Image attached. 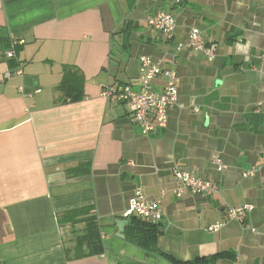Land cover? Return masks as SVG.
Here are the masks:
<instances>
[{
    "label": "crops",
    "instance_id": "obj_1",
    "mask_svg": "<svg viewBox=\"0 0 264 264\" xmlns=\"http://www.w3.org/2000/svg\"><path fill=\"white\" fill-rule=\"evenodd\" d=\"M157 11L173 15L170 36L147 24ZM193 27L212 60L178 49ZM141 55L177 79L167 124L150 134L125 101L102 94L117 84L139 91ZM151 86L161 92L164 78ZM263 149L264 0H0V264H170L125 238L135 190L160 201L165 252L188 260L231 250L215 264H264ZM174 167L218 191L177 196ZM244 205L253 209L242 222L208 229ZM83 207L96 218L99 251L83 238L84 221L60 220ZM117 219L127 221L124 237Z\"/></svg>",
    "mask_w": 264,
    "mask_h": 264
},
{
    "label": "built area",
    "instance_id": "obj_2",
    "mask_svg": "<svg viewBox=\"0 0 264 264\" xmlns=\"http://www.w3.org/2000/svg\"><path fill=\"white\" fill-rule=\"evenodd\" d=\"M147 24L170 36L175 27V19L171 13L157 11L155 14L147 17ZM191 48L203 52L209 60L214 57V49L206 45L201 31L198 28H191L188 32L186 41L178 45V49ZM15 53V42L11 43L6 51L7 57H12ZM138 76L141 87L139 91L132 89L128 84H117L107 86L102 94L105 97H113L117 100L125 101L131 110L132 118L138 125L140 131L144 134L155 132L158 128H163L167 124V111L175 105L178 100L176 73L163 65L162 60H156L146 55L139 57ZM20 73V71H16ZM12 76V71L7 69L3 73V79ZM162 76L164 86L161 92L153 90L151 80ZM261 165L264 167V149L262 151ZM211 163L217 170L226 168V164L218 154H212ZM256 171L255 166L243 171L242 176H252ZM172 174L179 183L175 190L177 196H181L184 191L197 195H209L218 191V185L211 180L195 176L192 172L182 170L178 167L172 169ZM253 209L252 205L241 207H229L225 211L224 220L208 226L209 230H218L226 221L234 220L242 222L248 212ZM137 215L152 222L159 221L163 210L158 199H150L140 190H135L128 200V206L124 212L125 216ZM254 230V229H253Z\"/></svg>",
    "mask_w": 264,
    "mask_h": 264
},
{
    "label": "trees",
    "instance_id": "obj_3",
    "mask_svg": "<svg viewBox=\"0 0 264 264\" xmlns=\"http://www.w3.org/2000/svg\"><path fill=\"white\" fill-rule=\"evenodd\" d=\"M70 69H66L67 72ZM128 223L125 226V238L130 243L153 251L170 262V264H215L217 260L222 258H234L235 253L231 250L218 251L209 255L197 256L192 259L182 260L162 250L158 244V238L162 234L159 222L141 218L137 215H129ZM63 222H74L77 220L86 223V233L84 239L88 243L91 250L99 251L101 243L98 238V225L94 215L90 213L89 207H83L63 213L60 217Z\"/></svg>",
    "mask_w": 264,
    "mask_h": 264
},
{
    "label": "water",
    "instance_id": "obj_4",
    "mask_svg": "<svg viewBox=\"0 0 264 264\" xmlns=\"http://www.w3.org/2000/svg\"><path fill=\"white\" fill-rule=\"evenodd\" d=\"M216 82H218V80H216ZM126 222L127 221L125 219H117L115 221L117 229H118V236H120V237H124L123 228H124V225L126 224Z\"/></svg>",
    "mask_w": 264,
    "mask_h": 264
}]
</instances>
